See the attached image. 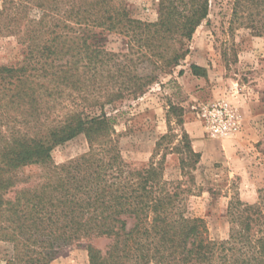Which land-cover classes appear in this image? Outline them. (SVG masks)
<instances>
[{
	"label": "trees",
	"instance_id": "1",
	"mask_svg": "<svg viewBox=\"0 0 264 264\" xmlns=\"http://www.w3.org/2000/svg\"><path fill=\"white\" fill-rule=\"evenodd\" d=\"M39 2L48 15L24 24L0 10V34L17 35L23 46L19 64L0 65V242L12 247L6 264H50L82 242L88 264H264V189L252 204L231 197L224 240L209 239L203 219L189 215L200 154L180 106L168 105V131L140 169L122 158L112 115L181 65L209 0H160L154 22L133 18L121 0ZM231 10L246 34L264 37V0H233ZM96 29L126 39L125 51L106 50ZM190 70L206 76L204 68ZM80 135L88 151L55 164L53 149ZM173 152L180 157L176 181L164 175ZM30 168L40 170L33 183L23 172ZM98 239L107 241L104 250L91 244Z\"/></svg>",
	"mask_w": 264,
	"mask_h": 264
},
{
	"label": "rangeland",
	"instance_id": "2",
	"mask_svg": "<svg viewBox=\"0 0 264 264\" xmlns=\"http://www.w3.org/2000/svg\"><path fill=\"white\" fill-rule=\"evenodd\" d=\"M39 1L0 0V10H5L7 19L17 18L24 24L48 15V10L44 9V13L36 6L42 4ZM121 1L133 18L146 22L158 18L160 0ZM232 2L209 0L208 16L196 29L188 45L189 54L181 65L161 77L160 84L143 96L118 103L112 114L122 158L132 168L140 169L149 164L156 142L168 131V105L183 109V129L189 135L193 150L200 154L199 163L192 171L194 193L187 197L185 204L190 216L203 219L208 238L216 241L228 237L226 209L231 197L252 204L259 190L264 189V37L246 34L242 25L232 19ZM68 5L67 2L58 5L62 14ZM94 32L101 34L106 50L125 51L126 39L122 36L100 29ZM22 53L23 46L17 35L0 34V65L19 64ZM190 65L204 68L206 76H194ZM179 70L183 74L179 75ZM222 103L235 113L237 129L225 136H212L206 130L204 114ZM170 128L175 135L180 133L174 117ZM3 130L0 125V132ZM176 142L173 139L169 145L164 143L155 160ZM87 151L88 144L80 135L55 147L51 156L55 164H63ZM179 158L176 152L167 154L166 179H181ZM23 172L31 176L30 183L40 174L37 168ZM91 244L104 250L107 241L98 239ZM11 253L12 247L0 242V264H6ZM50 264H88L86 243L63 249Z\"/></svg>",
	"mask_w": 264,
	"mask_h": 264
},
{
	"label": "built area",
	"instance_id": "3",
	"mask_svg": "<svg viewBox=\"0 0 264 264\" xmlns=\"http://www.w3.org/2000/svg\"><path fill=\"white\" fill-rule=\"evenodd\" d=\"M204 117L206 130L212 136H225L237 129L235 113L225 103L216 105L210 112L206 111Z\"/></svg>",
	"mask_w": 264,
	"mask_h": 264
}]
</instances>
